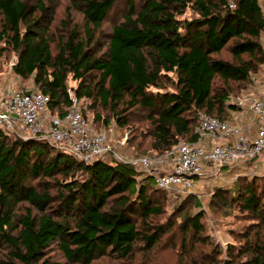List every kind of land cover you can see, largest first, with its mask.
Masks as SVG:
<instances>
[{
  "label": "trees",
  "instance_id": "trees-1",
  "mask_svg": "<svg viewBox=\"0 0 264 264\" xmlns=\"http://www.w3.org/2000/svg\"><path fill=\"white\" fill-rule=\"evenodd\" d=\"M72 6L83 33L75 24L58 39L50 0H0V56L17 55L14 74L32 79L60 117L72 105L68 81H77L76 97L90 100L97 123L108 125L101 110L130 129L134 156L197 143L199 115L227 120L237 110L228 100L264 67L259 0ZM65 16L68 28L70 8ZM165 200L166 191L132 165L86 164L0 128V264H165L167 251L176 264H264V177L214 194L210 207L247 223L233 233L241 243L228 246L225 259L206 233L204 212L185 203L167 217ZM192 205L200 207L196 199Z\"/></svg>",
  "mask_w": 264,
  "mask_h": 264
},
{
  "label": "built area",
  "instance_id": "built-area-1",
  "mask_svg": "<svg viewBox=\"0 0 264 264\" xmlns=\"http://www.w3.org/2000/svg\"><path fill=\"white\" fill-rule=\"evenodd\" d=\"M259 2L264 13V0ZM262 71L263 76L254 79L258 96L246 102L236 104L231 100L229 103L237 108L247 106L245 120L232 124L201 113L196 128L199 141L181 143L176 148L173 166L168 173L154 172L156 163L150 158L127 160L119 155L112 139L107 134L95 132L90 126L78 106L80 100L71 90L72 105L64 117L50 111V97L42 92L14 90L0 112V128L9 132L21 131L29 136L25 139L49 142L86 164L98 159H115L139 167L166 192H190L194 186L192 179L203 177L209 169L252 163L264 156V67Z\"/></svg>",
  "mask_w": 264,
  "mask_h": 264
},
{
  "label": "rangeland",
  "instance_id": "rangeland-1",
  "mask_svg": "<svg viewBox=\"0 0 264 264\" xmlns=\"http://www.w3.org/2000/svg\"><path fill=\"white\" fill-rule=\"evenodd\" d=\"M55 7V23H54V33L57 38L66 37L69 30L77 24L79 26L80 33H83V16L78 9L72 8L73 1L77 0H50ZM70 8L72 13L71 21L69 22V27H64L62 24L63 20L66 19L65 9ZM112 18V16H111ZM113 22V19H111ZM110 24H107L106 30L110 31ZM262 45L264 48V33L262 34ZM18 61L16 54H6L5 56H0V112L3 110V104L9 99L14 90H24V91H37L40 92L32 79L23 80L17 77L13 72V67ZM263 76V71L258 75H254L251 79L246 90L240 93L237 97H232L228 100L227 105H229L232 100L234 103L246 102L247 99L258 96L259 89L256 87L255 78H261ZM78 86V82L72 80L68 81V89L75 93V89ZM90 100L88 98L82 99L78 102V106L82 110L85 118L89 122L90 126L97 133L107 134L113 141L115 145V151L127 160L140 159V158H150L155 161V166L153 167L154 172L157 173H168L171 171L173 166V158L176 153V148L165 154H143L140 156H134L133 150L130 145H128V137L130 136V129L121 130L112 120L108 117V112H101L102 118L108 119V125L104 126L102 123H97L95 119L96 112H93L90 108ZM233 114L229 112L227 120L232 122V124H238V122L245 120L247 117V106L239 107ZM55 115V114H54ZM237 120H236V119ZM196 132V130H195ZM11 136L18 137L20 139L29 138V136L21 131L9 132ZM125 143V146L123 144ZM182 143H193L182 141ZM107 161L113 159H106ZM115 160V159H114ZM136 169L141 172L145 177H150V175L143 171V169L136 167ZM264 177V156L252 163L232 165V166H222L218 167L216 170H208V172L203 177L193 178L192 183L194 184L190 192L177 193V192H166V200L164 204L165 212L167 217L171 215H176L180 208L187 203L191 208L192 212L201 211L205 213L206 220V233L211 239L216 243V245L223 252L222 259L226 258L228 246L239 245L241 242L233 238V233H240L245 230L247 223L245 221H239L237 218V212H230L226 210L215 211L211 206L212 199L217 189H236L238 182L241 179H260ZM196 199L200 203V207H195L192 205L193 200ZM190 210V211H191ZM237 217V218H236ZM240 219V218H239ZM178 222L181 221L179 217ZM54 258H59V256L52 254ZM165 264H176L173 252L167 251L164 253Z\"/></svg>",
  "mask_w": 264,
  "mask_h": 264
}]
</instances>
